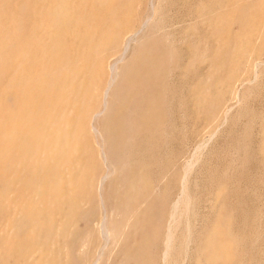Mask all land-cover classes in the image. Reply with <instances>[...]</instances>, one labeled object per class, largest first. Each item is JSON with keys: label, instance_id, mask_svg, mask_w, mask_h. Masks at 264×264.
I'll return each instance as SVG.
<instances>
[{"label": "bare ground", "instance_id": "6f19581e", "mask_svg": "<svg viewBox=\"0 0 264 264\" xmlns=\"http://www.w3.org/2000/svg\"><path fill=\"white\" fill-rule=\"evenodd\" d=\"M36 1L41 4L40 15L46 21L42 19L39 23L35 21L26 26L22 17L15 19L16 16H12L13 31L6 24L9 17L5 13L13 5L20 11H27L31 0H0V64L15 66L14 75L7 83L8 87L0 91V264H61V258L66 256L67 260L70 254L67 255L69 245L85 237L86 232L81 231L76 222L83 206L88 203L85 200L89 198L84 190L85 185L81 182L77 184V179H86L84 169L89 167V164H86V168L82 166L88 133L97 138L92 141L98 143L94 145L99 150L95 149L100 152L105 168L97 186L98 199L91 196L99 200L104 216L100 233L109 242L122 238L134 220L144 215L139 208L133 207L130 198L139 194L150 197L147 190V186L151 184L147 179L149 161L143 155L150 147H143V135L146 134L148 142L156 136L161 139L173 130L165 119L173 118L176 113H187L191 106L198 114L206 111L215 107L219 98L223 99L222 95L229 90L231 98L239 97V90L236 91L230 85L234 83L241 63L255 53L252 41L248 38V30L243 29L233 34L225 31V19L230 16L220 10L223 2L219 6L210 7L212 9L208 11L209 15L201 19L206 33L200 34L195 26H190L194 36H190L184 47L183 43L188 39L182 41V31L179 37L181 40H178L174 37L176 34L173 36L165 30V13L161 0H151L150 15L141 22L140 29L135 34L143 36L139 41L136 40L135 45H132L135 40L127 41L121 58L106 65L102 62L104 54L119 39L118 28L121 25L118 20H114L112 24L100 21L102 8L110 0ZM254 4L257 9V2L252 5ZM202 7H206V4L203 3ZM196 30L199 34L195 33ZM263 31L257 32L258 37L262 36ZM130 48H133L132 56L126 60L125 55ZM200 68L205 71L199 73ZM258 71L255 69L254 72L257 74ZM140 73L148 75L146 85L129 89L127 82L139 79ZM191 73L194 74L192 78ZM102 78L105 83L103 87L100 84ZM174 80L178 81V87L170 83H174ZM170 84L173 87H169ZM185 86L187 90L184 89ZM219 106L216 105L217 108ZM193 115L192 113L190 116ZM186 118L183 119L184 122ZM171 121L174 124L176 122ZM243 128L246 131L247 127ZM261 142L264 144V141ZM259 152L261 153L260 149ZM89 153L87 158L90 157L91 160L94 152ZM159 161L162 162L160 159ZM82 167V172L77 174ZM181 180L185 186V181L189 180L187 174ZM184 186L182 184L177 198L168 200L170 212L164 233L162 264H172L178 233L185 225L188 202L193 195L188 196L189 191L186 192ZM154 188L150 192H157L160 198H165L164 192L161 194L158 187L155 188L156 191ZM111 197L115 198L111 200ZM12 210L14 216L9 220L5 219L3 214ZM87 210L89 213L90 210ZM224 224L227 225L226 222ZM188 225L190 224L185 229ZM188 228L190 229L189 226ZM131 261V264H139L137 257Z\"/></svg>", "mask_w": 264, "mask_h": 264}, {"label": "rangeland", "instance_id": "374dc122", "mask_svg": "<svg viewBox=\"0 0 264 264\" xmlns=\"http://www.w3.org/2000/svg\"><path fill=\"white\" fill-rule=\"evenodd\" d=\"M157 1L158 0H155V2ZM244 1L245 0H226V2L225 0H163L162 2L161 0L162 10L163 13H165V30H168L173 36L176 34L174 37L178 40L182 39V41H186L185 38H187L188 40L183 43L184 47L190 40V36H194V32L190 30V26H195L200 34L206 33L202 26L203 23L201 19L209 15L210 9H212L210 7L219 6L221 4L220 2H223L220 10L230 16L228 19L226 18L227 20L225 19V31H228L227 33L229 34H233L243 29L244 31L248 30L250 34L248 38L252 41L251 46L254 47L255 53L253 57L241 63L240 68H238L239 72L237 71L238 78L236 77L233 81L234 83L230 85V87L236 91L239 90V97L231 98L229 93L231 90H229L222 95L223 99L219 98L220 100H218L217 103L221 104L220 106L216 103L215 107L209 108L213 112L208 109L198 114L193 106H191L188 107V112L185 111L187 113H176V115L173 116L175 119H165L169 127L173 128V132L169 131V134L163 136L161 139H159L160 136H156L148 142L146 134L143 135L141 143L144 146L142 144L141 146L145 148L150 147L149 151L143 154L144 157H146L145 159L149 161L147 179L151 184L147 186V190L150 193V197H147L148 195L139 194L130 198L132 199L131 202L133 207L139 208V211L144 213V215L134 220L127 233L122 238L115 241L109 242V240L105 239V236L100 233L104 224V216L99 206V200H97V186L101 182L100 178L104 174L105 168L101 155H99L100 152H97L99 147L97 148L95 146L98 143L92 141H95L97 138H95L93 134L88 133L86 151L82 156L84 157L82 158V166L84 165L83 167L86 168L89 164V167H87L88 169H84L86 170L87 180L85 177H79V180L77 179V184L81 182V184L85 185L86 189L84 188V190L89 199L85 200L86 203H88L83 206L79 213V219L76 222V226H78L81 231H85L86 234L84 235L85 237L79 239L80 241L78 240L77 242V240H75L69 245L67 255L70 254L67 260L66 256L61 258V264H71V262H73L72 264H131V260L134 257H137L139 264H162L160 261L164 247V233L170 212L168 200L172 201L173 198L175 199L179 196L182 184L184 186L181 179L185 174H187V179L189 180L185 181V186L188 185V187L184 186V188L186 192L187 190L189 191L187 192L189 193L188 196H193L191 198L189 197L188 214L190 215L187 214V217H189L184 219L185 225L183 224L184 227L180 229L178 233V244L175 248L177 252H173L174 257H172V264H221L225 259L226 261L222 264H264V149H262L264 148V144L261 142L264 141L262 140L264 137V128H262L264 125V31L261 37H258L259 35L257 34L258 31L262 32V30H264V6H262L264 5V0ZM150 2L151 0H110V2H107L106 5L103 6V11L100 15V17L102 16L101 22L107 21L110 24H112L114 20L121 22V25H119L120 28H118L120 34L117 36V39H119L105 52L102 60L103 64H113L118 61L119 57L121 58L122 56L123 46H125L129 40H132V42L135 40L132 43V45H135L143 36V34H139L138 36L135 34L140 29L141 22L150 15ZM256 2L259 6H257V9L255 6L256 4L252 5ZM203 3L204 5L206 4L204 8L202 7ZM13 6L10 11L5 13L9 17L6 24L9 25L10 30H13L12 26L14 22L13 20L11 21V19L14 16H16L15 19L22 17L21 20L26 21V26L35 21L39 23L42 19L46 21V18L42 14L40 15L39 7L41 4L36 0H31L30 7L26 9L27 11H20L16 5ZM253 7H255L256 11ZM115 8H117V10H114ZM199 9L201 11H199ZM226 10L228 12H226ZM197 12H203L201 14L202 17H200L201 15L199 13L197 14ZM197 30L195 33L199 34ZM181 31L184 35L181 34L183 38L179 39V37H181ZM188 35L189 37H187ZM123 40L126 42L124 41L123 43ZM130 50L128 52L130 53L129 56L128 53L125 55L126 60H129L132 56L133 48H130ZM12 65L13 64H0V74H2L0 75V79H2L0 81V91H4L5 87H8L7 83L10 81V77L12 78L14 75L13 70L15 66ZM255 69L259 70L257 74L254 72ZM203 71H205L204 68L199 69V73ZM102 72H105L104 69ZM139 76V79H133L127 82V87H129V89H138L146 85L148 75L140 73ZM193 76L194 74L191 73L190 77L192 78ZM254 78L258 82L255 81ZM103 80L102 78L100 81L102 87L103 84L105 85ZM170 83L174 84V87L179 86L178 81L175 82L174 80V83L173 81ZM190 83L191 81L189 84ZM253 84H255V86ZM171 86L170 84L169 87ZM186 86L188 89V85ZM186 86L184 88L185 90H187ZM216 105L219 107L217 108ZM2 106L5 107L4 105ZM188 113L190 114L188 115ZM192 113L194 115L191 117L190 115H192ZM204 114L205 116H203ZM184 116H187V118H185L189 123H186V120L184 122ZM225 118L228 120H225ZM261 118L262 120H260ZM171 120H174V122L176 121V125ZM237 121L240 122L237 123ZM243 127H245V129L247 127L246 131ZM261 129H263L262 132ZM260 132L261 135L263 133V136L260 135ZM246 138L249 139L247 140ZM166 144H168V146ZM261 145L262 148L260 147ZM163 146L167 148L170 147L169 149L166 148L169 152ZM237 150L241 152L239 153ZM89 152H94V156L91 155V158L93 157L91 160L90 157L87 158L90 156ZM195 155L199 156L196 157ZM198 157L199 159H197ZM166 158L167 160H165ZM159 159L162 162H160ZM87 160L91 162H86ZM190 160L192 163H190ZM98 166H100V168ZM83 167L79 169L80 171L78 170L77 174L82 172L81 170H83ZM184 167L186 168L182 169ZM155 171L157 172L155 173ZM163 171H166L165 175ZM187 172H192L191 174L189 173L191 176ZM91 176L94 178H90ZM187 181H190V183L188 184ZM153 187H158L161 194L164 192L165 198H160L157 192H150ZM178 187H180V189H178ZM114 198L111 197L110 199L113 200ZM87 209L90 210L89 213H87ZM93 209L94 211L92 212ZM13 216L14 210L8 212V214H3V217L8 220ZM216 219L219 221L217 222ZM185 221L187 224H190L188 225L190 229L188 226L185 229L187 225ZM225 222L227 225L224 224ZM85 227H87V229ZM89 232L93 233L90 234ZM186 232H188V234ZM189 234L191 238L188 237ZM241 235H243V238ZM241 238L243 239L242 241ZM103 239L105 241L104 243ZM77 243L78 245L76 246ZM106 244L107 246H105ZM203 244H205L204 247ZM186 251H188V254ZM205 253L207 255L202 256L205 255ZM79 256L80 258H78ZM184 256L187 257L184 258ZM223 256H225V258ZM218 258L221 259L219 260ZM90 260L93 262H90ZM221 260L223 261L221 262Z\"/></svg>", "mask_w": 264, "mask_h": 264}]
</instances>
